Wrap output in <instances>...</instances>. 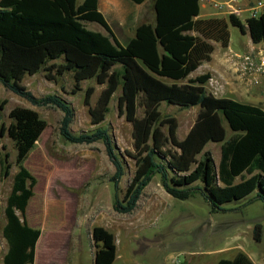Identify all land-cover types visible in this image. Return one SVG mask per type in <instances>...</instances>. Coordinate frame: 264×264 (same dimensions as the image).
<instances>
[{"label":"trees","instance_id":"16d2710c","mask_svg":"<svg viewBox=\"0 0 264 264\" xmlns=\"http://www.w3.org/2000/svg\"><path fill=\"white\" fill-rule=\"evenodd\" d=\"M131 1L142 4L146 0ZM154 10L155 23L140 24L135 38L123 46L98 10V0H0V83L35 107L61 110L60 131L67 141L104 142L115 167L111 180L117 188L114 209L119 213L131 214L137 208L156 174L162 176L168 194L186 200L200 193L213 213L242 200L250 203L257 199L264 204V111L209 93L205 88L209 74L183 82L212 60L216 43L223 48L230 45V24L248 33L254 44H264V15L249 20L247 26L234 16L201 18L199 0H155ZM86 23L99 24L106 34L88 29ZM42 71L54 82L65 74L72 75L74 94L82 91L85 81L95 80L104 86L95 106V88L88 87L85 92L84 104L93 125L105 121L113 96L121 90L118 110L132 125L134 152L129 155L136 165L123 200L119 185L125 168L110 133L98 128L91 134H73L71 103L58 95L37 97L22 83L25 77ZM162 104L182 109L200 107L195 124L183 140L178 137L177 118L164 116ZM9 116L12 122L7 129L2 128L1 134L6 132L15 144L19 171L5 208L3 237L8 249L3 264H35L42 231L29 225L27 209L37 179L25 162L48 124L29 108L14 107ZM225 123L234 133L231 138H227ZM210 143L222 144L218 166L212 152L205 151ZM9 158L7 153L1 162L6 177L11 169ZM253 231L255 240L260 241L263 226L256 224ZM92 242L94 264H116L117 240L113 233L95 227ZM219 264L253 262L240 253Z\"/></svg>","mask_w":264,"mask_h":264},{"label":"rangeland","instance_id":"374dc122","mask_svg":"<svg viewBox=\"0 0 264 264\" xmlns=\"http://www.w3.org/2000/svg\"><path fill=\"white\" fill-rule=\"evenodd\" d=\"M204 10V18L216 17L209 14L212 9ZM85 25L92 31H105L97 23ZM229 30L230 46L238 51L245 49L251 40L249 34H243L232 24ZM46 75L47 72L42 71L34 77H26L22 83L37 97L58 95L71 103L74 109L70 127L73 134H91L98 128L110 133L125 168L119 185L120 200H123L136 165L129 155L134 152L132 125L125 116H120L118 110L121 90L113 96L105 121L93 125L89 108L84 104L85 92L88 87L95 88L92 97V106H95L104 86L95 80L85 81L81 85L82 91L74 94L72 75L65 74L57 82L48 80ZM189 80L195 79L187 78L183 82ZM228 98L236 100V97ZM4 101V108L0 109V264L8 249L3 237L5 208L19 171L15 144L6 132L2 135L1 130L10 126V111L17 106L37 111L48 124L38 148L25 162L37 179L27 215L43 233L37 264H94L92 231L95 227H104L115 235L116 264H219L221 260L235 259L240 253L250 256L255 264H264L262 201L231 202L224 206L225 211L213 213L210 203L200 193L186 200L166 193L161 184L162 176L156 174L137 208L131 214L119 213L114 209L117 188L111 180L115 167L103 141L92 144L67 141L60 131L61 110L52 106L35 107L0 83V107ZM160 110L164 116L177 118L180 138L187 133L198 114L197 109L187 111L167 104H162ZM142 114L140 109L139 116ZM164 130L167 132V128ZM7 153L11 164L9 177L4 175L1 165ZM219 158L220 145L215 154V159ZM153 199L157 203L151 208L148 202ZM256 224L263 226L260 241L254 238Z\"/></svg>","mask_w":264,"mask_h":264},{"label":"crops","instance_id":"0c3cea01","mask_svg":"<svg viewBox=\"0 0 264 264\" xmlns=\"http://www.w3.org/2000/svg\"><path fill=\"white\" fill-rule=\"evenodd\" d=\"M154 1L155 0H146L142 4H136L131 0H98V10L102 13L104 18L110 25L111 29L113 30L114 34L120 41V43L123 46H127L135 38L136 29L140 24H142L143 22H150L153 24L155 23L156 13L154 10ZM199 5H200L199 17L204 18L205 17L204 9H207L208 11L209 8H205L201 4ZM209 14L212 15L211 12ZM103 34H106V31H104ZM57 63H60V61ZM206 74L210 75V79L214 78V80L217 81L216 87L218 86V89H219L218 91L216 89H213L210 85V79H209V81L205 85V88L207 91H209V93L214 94L216 97H226V98L236 97L237 101L258 106L264 111V93L256 89L254 90V89L248 88L247 86L243 85L241 82H239L232 76V74L228 71V65L224 58V48L218 43L215 44V52L212 55V60L210 62H206L203 65H201L196 71H194L188 77V79H197L198 77L202 75H206ZM36 75H33L31 77H34ZM27 77H30V76H27ZM238 98L243 99L244 101L238 100ZM192 109L193 110L197 109L199 113L200 107L198 106L191 107V108H186L183 110L190 111ZM195 121L196 119L192 121L186 134L181 136V138L178 136L180 140H183L187 136L190 129L195 124ZM226 125L227 123H225V127ZM233 135L234 133L228 127L227 138H231ZM38 144H39V141L37 142V145ZM210 144L207 145V147L205 148V151L212 152L215 163L218 166L220 159H221L222 144L220 143H210ZM219 145H220V158L216 160L215 154H216V151L219 149ZM198 158L200 159L201 156H199ZM238 180L240 179H237V182H239ZM144 193L145 192H143V195ZM148 203H150L151 204L150 207L153 208L156 205L157 201L153 199V200H150ZM27 215H28V209H27ZM27 221L31 227L38 228L37 226L33 224L30 218L28 219L27 217ZM42 236H43V233L41 234V237L37 243L35 264H37V261H39L38 260L39 253H40L39 248H40ZM248 258L253 262L250 256H248ZM3 259H4V256H3ZM3 259H2V264H3ZM253 264L255 263L253 262Z\"/></svg>","mask_w":264,"mask_h":264},{"label":"built area","instance_id":"2783aa9c","mask_svg":"<svg viewBox=\"0 0 264 264\" xmlns=\"http://www.w3.org/2000/svg\"><path fill=\"white\" fill-rule=\"evenodd\" d=\"M199 4L212 9L211 13L216 17L234 16L246 26L249 20L264 15V0H199ZM224 58L228 71L236 80L264 93V44H254L250 40L242 51L229 45L224 48ZM216 84L217 81L211 78V87L218 91Z\"/></svg>","mask_w":264,"mask_h":264}]
</instances>
